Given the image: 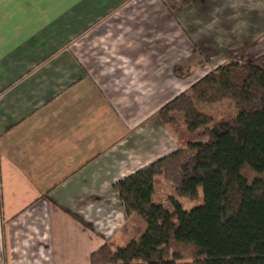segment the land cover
<instances>
[{
    "label": "crops",
    "instance_id": "obj_1",
    "mask_svg": "<svg viewBox=\"0 0 264 264\" xmlns=\"http://www.w3.org/2000/svg\"><path fill=\"white\" fill-rule=\"evenodd\" d=\"M223 1L0 0V151L30 169L16 173L29 200L11 213L5 264H90L141 236L136 223L145 237L114 185L181 149L159 113L231 59L201 35ZM191 38L203 65L185 64ZM244 47L264 54V0H244Z\"/></svg>",
    "mask_w": 264,
    "mask_h": 264
},
{
    "label": "trees",
    "instance_id": "obj_2",
    "mask_svg": "<svg viewBox=\"0 0 264 264\" xmlns=\"http://www.w3.org/2000/svg\"><path fill=\"white\" fill-rule=\"evenodd\" d=\"M230 101L237 116L214 124L196 103ZM184 118L190 143L114 185L125 217L148 222L145 238L113 250L106 243L90 264H264V54L247 63L219 66L159 113L164 126ZM174 187L177 198L204 202L174 212L156 205V179Z\"/></svg>",
    "mask_w": 264,
    "mask_h": 264
},
{
    "label": "rangeland",
    "instance_id": "obj_3",
    "mask_svg": "<svg viewBox=\"0 0 264 264\" xmlns=\"http://www.w3.org/2000/svg\"><path fill=\"white\" fill-rule=\"evenodd\" d=\"M250 2L256 3V0H249V3ZM219 3L220 2H218L216 20L212 23L213 26H210L209 28L207 24H204L203 29H202L203 32H201L202 33L201 35L212 34L213 36H215L214 42H217V45H216V49H218L217 52L227 51L228 52L227 56L231 57V59L230 60L225 59V56H224L225 53H221L220 55H217L215 58H213L211 62H209L210 65L202 68L201 74H199L195 78H203L204 74L206 73L209 74L213 70L218 68L219 66L228 64L231 61L247 63L250 60L258 56V55H248V53L245 51V47H244V0H224L222 6H220ZM172 5H174V3ZM221 9H226L229 12L228 13L229 17L227 16L225 17L223 15L224 13L220 12ZM221 16H223V19L220 18ZM174 25L177 27L176 24ZM196 40H198V38L196 39L191 38L189 42L190 47L192 49V53L188 54L185 52L183 53L184 55L182 54L183 57L185 58L189 57V59L185 61V64H189V65H193V64L203 65L204 64L205 59L200 58L199 53L194 51L196 47L195 45ZM243 55L244 57L241 58ZM195 106H196V109L200 113L211 117L214 121V124H217L219 122L226 121V120H231L237 116V110L235 108V105L230 101H226V102H223L217 105H206V104L196 103ZM169 129H170V132L175 137V139L177 140V143L180 146L179 148L181 149L186 148L190 143L201 142L204 140V138L202 137L204 129H200L194 133H189L182 115L178 116V124L175 126L169 127ZM6 158H9L8 159L9 164H7ZM15 163H16L15 151H6V150L0 151V188H1L0 189V205H1V209H0V234H1L0 264L2 263L5 264L6 258H7V253H8L7 246L9 244L8 242L9 234L7 235V232L9 233V230L12 228L14 229L16 225L15 221L13 220L11 221V218L13 217L11 213L15 212L16 210H19L20 208L24 209L26 207V205H24V202H26L27 199L29 200V198L20 199L23 196L22 194L23 191L22 189H20V183L17 181V177H16L18 167L19 169L24 168L30 171L29 166L19 165L17 167ZM28 192L30 193V188ZM174 198L180 203L181 207L186 211L199 207L204 202V195H203L202 189L199 190V197L195 201L177 198L174 193V187L169 182L165 181L163 178H157L156 179V192L153 197L154 204L162 205L168 211L174 212V207L171 204V201ZM141 220L144 223H146L148 227L147 220L142 219V218ZM134 226L141 231V233H139V235L141 236H137L136 238H134L133 241H140L142 240V237H143L142 225H140V223H136ZM134 226L131 225V229H134L135 228ZM132 236H129V238H132ZM129 238L126 237L125 243L131 240ZM116 244L117 243H114V244L110 243L109 246L113 250H116L119 247L117 246L118 244L117 245ZM124 244H121L120 247L122 246L124 247L128 245V244H125V245ZM177 264H187V262L180 261Z\"/></svg>",
    "mask_w": 264,
    "mask_h": 264
}]
</instances>
